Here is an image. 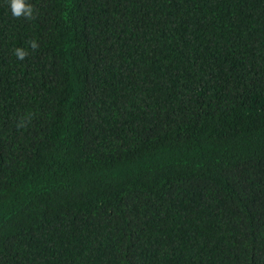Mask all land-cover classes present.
I'll use <instances>...</instances> for the list:
<instances>
[{"label":"trees","instance_id":"obj_1","mask_svg":"<svg viewBox=\"0 0 264 264\" xmlns=\"http://www.w3.org/2000/svg\"><path fill=\"white\" fill-rule=\"evenodd\" d=\"M28 2L0 0V264H264V0Z\"/></svg>","mask_w":264,"mask_h":264},{"label":"clouds","instance_id":"obj_2","mask_svg":"<svg viewBox=\"0 0 264 264\" xmlns=\"http://www.w3.org/2000/svg\"><path fill=\"white\" fill-rule=\"evenodd\" d=\"M9 7L11 10V14L13 17L19 19L21 17L27 20H34L36 19L35 9L34 6L28 2V0H9ZM30 48L35 51L38 49L39 44L37 40L32 39L29 41ZM17 59L23 61L29 55V52L22 48L18 47L14 49L13 53ZM31 116H28L27 119L22 117L19 122L17 123V128L21 129L27 126V123L30 122Z\"/></svg>","mask_w":264,"mask_h":264}]
</instances>
